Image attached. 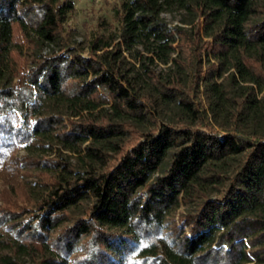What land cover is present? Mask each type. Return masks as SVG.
Listing matches in <instances>:
<instances>
[{
    "label": "trees",
    "instance_id": "obj_1",
    "mask_svg": "<svg viewBox=\"0 0 264 264\" xmlns=\"http://www.w3.org/2000/svg\"><path fill=\"white\" fill-rule=\"evenodd\" d=\"M113 7L0 0V264H264V0Z\"/></svg>",
    "mask_w": 264,
    "mask_h": 264
},
{
    "label": "rangeland",
    "instance_id": "obj_2",
    "mask_svg": "<svg viewBox=\"0 0 264 264\" xmlns=\"http://www.w3.org/2000/svg\"><path fill=\"white\" fill-rule=\"evenodd\" d=\"M75 11L73 12L72 23L79 29V32L76 34L78 40L82 39V33L84 28H81L83 22L87 25H95L98 20L103 21V25L111 27L110 29L114 32L116 28V16L114 14V5L117 4V0H74ZM183 10L175 11H164L162 16L170 27H173L176 24H182ZM107 23V24H106ZM103 25L100 27L103 28ZM107 33V32H106ZM136 50H139L140 53L144 55H150L153 57V60L146 59V64L154 68L156 71L164 72L167 69V64L162 63L156 55L151 52H147L143 44H138L135 46ZM127 57L133 61H136L135 58L130 55L129 52H125ZM139 65V62H136ZM66 151V150H64ZM21 153H24V150H21ZM72 156V155H71ZM73 161L76 160L74 156L71 157Z\"/></svg>",
    "mask_w": 264,
    "mask_h": 264
}]
</instances>
